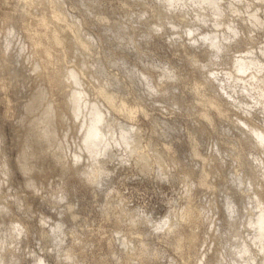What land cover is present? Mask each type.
<instances>
[{
	"label": "bare ground",
	"instance_id": "obj_1",
	"mask_svg": "<svg viewBox=\"0 0 264 264\" xmlns=\"http://www.w3.org/2000/svg\"><path fill=\"white\" fill-rule=\"evenodd\" d=\"M80 1L88 5L91 0ZM61 2L62 0H48L46 3L43 0H24L25 11L22 14L26 19L19 24L15 23L21 20L18 16L10 12L0 13L4 21L14 23L8 33L4 31L0 36V68H4L9 61L11 48L16 41L14 38L21 36L20 47L24 51L29 50L34 66L38 68L35 77L31 73L28 77L39 79L38 86L32 89L23 103L16 124L20 131L18 154L13 162L7 159L0 162V171L5 175L0 180V264H25L31 259L35 264H50L44 255H32L24 245L29 246L30 232L37 227L31 214L34 209L29 197H33L40 189L48 188L51 181L49 178L54 172L59 174V180H63V183L70 177L83 175L82 178L86 181L93 180L96 183L97 192L98 187L104 186L113 177L114 171L109 163L117 159L115 155L119 145L126 152L125 159L129 160L128 164L138 154L143 158V170L149 164L138 146L143 130L139 125L117 116V113H121L127 119H134L140 112L149 115L148 108L140 102L129 101L127 96L120 93V89L128 82L138 85L137 79L142 81L140 76L130 73L131 78L123 82L118 76V80L109 76L112 72L108 70L107 63L102 62L101 67L97 64L94 70L88 64L82 63L85 67L78 65L81 57L87 58L91 45L100 46L99 41L115 34V28L122 32L121 37H126L128 32L123 31L120 25L109 24L110 16L107 14L98 17L100 26L96 22L94 30L86 13L80 11L77 15L73 10L69 12ZM161 3H164L163 10H158L157 5L152 9L163 11L162 32L170 30L168 24L176 28L180 22H185L189 32L183 34V30L174 29L173 33H178L189 47L209 48L207 55L211 57L210 60L224 57L227 51L243 43L251 44L249 47L235 49L239 54H232L231 65L216 70L211 67L205 73L206 76L194 77L192 87L196 101L190 106L199 105V108L194 110L187 107L186 112L190 114L191 110L199 111L195 115V122L188 129L191 151L194 156L201 158L197 180L199 185L215 189L221 184L218 178L223 180L221 163L213 153L214 147L210 153H203L199 147L200 133H209L222 116L230 118L231 112L238 115L242 123L234 124L238 129L239 142L243 146L257 149V154L252 158L236 155L238 164L232 176L236 184L228 186L231 191L223 189L226 192V206L218 198H210V211L213 212L210 215L214 228L208 230V246L203 247V250L202 243L198 246L197 264H264V117L261 121L254 119L258 109L264 113V39L255 43V36L264 33V0H162ZM44 5L48 10H39L46 8ZM174 14L182 18L175 21L172 19ZM170 41H178V37H173ZM109 55H113L112 49L108 50L107 57ZM194 55L199 53L194 52ZM72 56L76 58H70ZM101 58L104 59V56ZM18 60L21 65L24 64L23 58ZM69 61L74 62L66 64ZM103 70L107 71L105 81L95 83L86 79L87 74L91 73L99 79V72ZM174 74V69L171 73L163 71L165 80L157 82V85L166 86L168 78ZM1 86L7 88L5 82ZM166 89L170 87L164 90ZM156 91L163 90L160 88ZM58 93L62 94L56 96ZM5 100H12L9 94H6ZM163 127V132L167 133L173 128V124L164 120ZM226 128L232 131L230 123L225 125ZM75 137L80 138L78 149L72 150L74 153L69 155V148ZM1 142L0 151H4ZM166 147L171 152L168 162V172L171 175L178 167L173 154L177 147L173 142L167 143ZM16 173L23 180V191L27 196L22 201L5 196L14 187L13 176ZM22 208L25 210L24 215L19 216ZM66 210L71 218L77 217L72 203L67 205ZM185 214L183 217L188 218V221L184 222L175 216L166 217L164 223L167 226L158 231V236L163 238L172 232L171 236H176L180 229L191 226L189 243L198 244L199 231L196 228L201 211H195L191 207L185 210ZM5 217L11 218V224L2 225ZM45 217L43 218L46 222L49 219ZM241 217L245 218L241 221L243 230H248L251 236L247 234V238L243 235L241 241H236L239 243L232 242L237 250H234L233 260L228 259L230 250L226 245H219L220 238L224 233H230H226L224 228L231 230L236 227L237 230ZM63 225L61 221L56 224L57 235L63 234ZM48 229L44 224L38 226L43 236L49 234ZM137 238L129 235L118 236L122 244L135 250L136 257L143 258L144 248L148 244L144 246L145 241ZM37 258L41 263H38Z\"/></svg>",
	"mask_w": 264,
	"mask_h": 264
},
{
	"label": "rangeland",
	"instance_id": "obj_2",
	"mask_svg": "<svg viewBox=\"0 0 264 264\" xmlns=\"http://www.w3.org/2000/svg\"><path fill=\"white\" fill-rule=\"evenodd\" d=\"M47 1L43 0V3ZM161 1L91 0L88 5L80 0H62L61 2L64 9L69 12L73 10L77 15L80 11L86 13L94 30H96L94 26L96 22L100 26L98 17L107 14L110 16L109 24L120 25L123 31L128 32L126 37H121L122 32L115 28L116 31H113L115 34L99 41L100 46L92 44L87 58L81 57L78 65L85 67L88 64L94 70L97 64L101 67L102 62L107 63L108 70L112 72L109 76L112 79H117L118 76L123 82L131 78L130 73L140 76L142 81L137 79L138 85L128 82L123 89H120V93L127 96L129 101L140 102L148 108L149 115L140 112L134 119H127L121 113H117V116L141 127L143 133L140 135L138 146L140 151L144 152L143 156L147 158L149 164L147 169L143 170L141 154L136 155L128 164L129 160L125 159L126 152L119 145L115 155L117 159L109 163L111 170L114 171L113 177L110 182L98 187L97 192H95L96 183L93 180L86 181L82 178L83 175L70 177L63 183V180H59V174L54 172L49 178L51 181L48 188L40 189L34 193L33 197H29L35 212L31 214L37 230L30 232L29 246L25 244L24 247L32 255H44L50 264H197L198 246L202 243V250L208 246L210 243L208 230L214 228L210 215L213 213H211L210 198H218L220 202H224L223 206H226V192L223 189L231 191L232 189L228 186L236 184L232 177L238 164L236 155L252 158L254 154H257V149L243 146L239 142L238 129L234 124V122L242 123L238 115L231 112L230 118L222 116L216 127L209 133H200L199 147L203 153H210L214 147L213 153L217 155V161L221 163L220 170L224 177L223 180L218 178L221 184L214 187L215 189L199 185L197 180L201 158L193 155L188 141V129L195 122V115L199 112L194 111L199 108V105L190 106L196 101L192 87L193 79L195 76H206L207 70H210L208 68L214 67L216 70V68L231 65L232 54H239V51L235 49L249 47L251 44L243 43L227 51L224 57H214L210 60L211 57L207 55L209 48L197 46L193 48L191 45L189 47L178 33H173L174 29L183 30V34L189 32L185 22H180L176 28L168 24L170 30L162 32L163 11H158L163 10L164 3ZM0 5V13L10 12L21 19L15 23L25 21L26 17L22 14L25 11L24 0H0ZM154 5H157L159 9L153 10ZM41 9L48 10L47 6L39 8ZM181 18L176 14L172 16L175 21ZM207 18H210V15H207ZM12 24H14L12 21H4L0 17V36L4 31L8 33L13 27ZM19 37L14 38L16 41L11 48L9 61L5 63L4 68H0V142L2 141L1 146L4 148V151H0V162L6 159L13 162L18 154L20 131L16 128V124L23 103L32 89L38 86L39 80L28 77L30 73L35 77L38 68L34 66L33 56L29 50L24 51L20 47L22 37ZM173 37H178V41L171 42ZM23 39L25 40L24 37ZM260 39H264L262 32L255 36V43ZM109 49L113 50V55L107 57ZM6 51L9 52V49L6 48ZM194 52L199 55H194ZM101 56H104V59ZM21 58L24 61L23 65L18 60ZM72 62L74 61L66 64ZM173 69L175 74L168 78L166 86H158L157 82L165 80L162 72L171 73ZM99 73L101 74L99 79L92 73L85 76L86 79L95 83L105 81L107 71L103 70ZM2 82L7 84L6 89L2 87L3 85L1 86ZM169 87L170 89L164 90ZM160 88L163 91H156ZM217 90L221 91L220 88ZM6 94L10 95L11 101L5 100ZM61 94L58 93L56 96ZM187 107L194 110L188 114ZM263 117L264 113L258 109L254 119L261 121ZM164 120L173 124V128L167 133L163 132ZM228 123L231 124L232 131L225 129ZM79 140L80 138L76 137L72 139L69 155L74 153L72 150L78 149ZM169 142H173L177 147V151L173 154L178 167L171 175L168 172L171 152L166 147ZM2 177L5 175L0 171V180ZM57 181L60 183L57 184ZM13 182L14 187L5 196L12 199L19 198L20 201L27 198L23 191V180L17 173L13 176ZM69 203L73 204L76 218L68 215L69 211L66 208ZM191 207L195 211L197 209L201 211L198 228H196L199 231L198 244L189 243L191 226L180 229L176 236H171L173 232L163 238L158 236V231L167 226L164 223L166 217L175 216L183 222L188 221V218L183 215L185 216V210ZM23 212L25 210L22 208L18 215L23 216ZM43 217L49 220L45 222ZM39 219L42 221L39 222ZM244 219L241 217L240 222ZM59 221L64 224L62 235H57L55 232ZM3 224H11V218L5 217ZM40 224L49 228L48 235H41L38 230ZM241 224L242 222L237 230L236 227L231 230L224 228L226 233H230H224V236L220 238L219 245H226L230 250L228 259L233 260L234 250H237L232 242L241 241L243 235L247 238H249L248 235L251 236L248 230H243L244 227ZM157 225L161 226L157 227ZM119 235H129L132 238L138 237V240H144V246L148 244L147 248H144V257H136L135 250L119 241ZM168 236L171 237L168 238ZM36 260L40 262L39 258ZM25 264L35 263L31 259Z\"/></svg>",
	"mask_w": 264,
	"mask_h": 264
}]
</instances>
